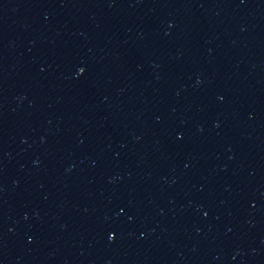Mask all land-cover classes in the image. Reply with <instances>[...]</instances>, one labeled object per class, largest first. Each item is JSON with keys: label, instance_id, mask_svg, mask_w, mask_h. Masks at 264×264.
Here are the masks:
<instances>
[{"label": "water", "instance_id": "95a60500", "mask_svg": "<svg viewBox=\"0 0 264 264\" xmlns=\"http://www.w3.org/2000/svg\"><path fill=\"white\" fill-rule=\"evenodd\" d=\"M0 264H264V0H0Z\"/></svg>", "mask_w": 264, "mask_h": 264}]
</instances>
